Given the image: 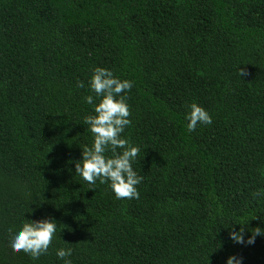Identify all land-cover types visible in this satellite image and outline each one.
Masks as SVG:
<instances>
[{"label":"trees","instance_id":"1","mask_svg":"<svg viewBox=\"0 0 264 264\" xmlns=\"http://www.w3.org/2000/svg\"><path fill=\"white\" fill-rule=\"evenodd\" d=\"M97 66L134 85L138 200L75 176ZM192 102L212 123L189 133ZM24 218L57 223L35 260L9 244ZM232 226L264 229V0H0V264H64L59 247L72 264H264V236Z\"/></svg>","mask_w":264,"mask_h":264},{"label":"clouds","instance_id":"2","mask_svg":"<svg viewBox=\"0 0 264 264\" xmlns=\"http://www.w3.org/2000/svg\"><path fill=\"white\" fill-rule=\"evenodd\" d=\"M238 75L243 77L247 73L240 67ZM133 86L132 81L121 79L112 70L97 66L93 68L88 80V89L95 95L83 98L94 109V114L83 118L84 124L92 133V143L91 146L80 147L81 159L74 164L75 176L78 175L90 186H94L97 181L106 184L116 199L138 200L140 194L136 186L143 181V176L133 169L140 148L123 136L125 129L131 124L127 99ZM77 87L84 88L85 85L82 81H77ZM184 120L189 133L194 132L198 124L212 123L209 112L196 102L187 105ZM233 226L229 228V238L235 243L252 245L256 237L264 236V229L255 227L245 240V228L241 227L237 231ZM56 232L57 223L51 218H24L20 227L12 232L9 244L13 250L22 251L35 260L48 253ZM72 252L71 247H59L55 250V255L64 264H72L69 259ZM225 264H243V258L232 255L226 258Z\"/></svg>","mask_w":264,"mask_h":264}]
</instances>
